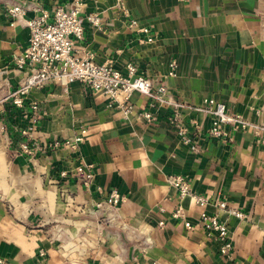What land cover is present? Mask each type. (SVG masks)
I'll use <instances>...</instances> for the list:
<instances>
[{
  "label": "crops",
  "instance_id": "obj_1",
  "mask_svg": "<svg viewBox=\"0 0 264 264\" xmlns=\"http://www.w3.org/2000/svg\"><path fill=\"white\" fill-rule=\"evenodd\" d=\"M67 1L0 0L1 264H264V145L250 127L226 126L231 141L210 137L212 118L202 108L212 99L249 124L264 123V0H84L81 16L98 14L101 28L85 21L76 49L98 65L125 73L132 64L139 76L163 83L183 104L195 148L181 142L166 104L151 109L156 120L148 123L140 113L152 100L144 94L128 101L119 94L112 104L80 82H52L25 98L45 112L30 146L70 140L82 130L86 137L77 150L30 156L20 151L29 122L5 97L32 71L12 58L27 45L25 21L38 15L34 7L50 12ZM19 2L30 9L11 25L6 7ZM130 20L154 41H141L145 35L130 30ZM81 164L93 173L89 186L72 175ZM172 175L184 176L209 203L181 197L167 182ZM110 190L124 202L97 212ZM215 201L248 219L229 216ZM177 208L193 225L201 212L217 214L228 226L232 262L201 228L188 230L172 218Z\"/></svg>",
  "mask_w": 264,
  "mask_h": 264
},
{
  "label": "built area",
  "instance_id": "obj_2",
  "mask_svg": "<svg viewBox=\"0 0 264 264\" xmlns=\"http://www.w3.org/2000/svg\"><path fill=\"white\" fill-rule=\"evenodd\" d=\"M83 5L84 0H68L63 5L55 6L50 12L41 6H36L33 10L38 15L25 21L30 32L28 42L25 48L12 58V61L17 68H28L32 71V74L5 97L12 106L21 111L22 118L27 119L29 122L26 128L21 129V135L26 139L22 140L20 151L31 156L38 151H47L49 148L56 149L61 146L77 150L79 144L85 140L86 131L82 130L79 136L70 140L55 141L43 147L36 144L30 146L32 130H34L40 115H44L45 112L39 113L36 102L26 106L25 98L31 89H40L52 82H57L62 86H67L72 82H80L92 92L108 97L112 104H118L117 96L119 94L123 96L124 101H128L134 92L144 94L152 102L149 105V110L140 113L141 117L146 122L153 123L156 117L151 109L155 108L157 103L166 104L171 109L169 122L176 128L181 142L186 145L194 144L189 129L182 120L181 110L183 104L170 99L167 87L163 83L139 76L136 67L132 64L126 66L125 73H121L106 64L98 65L92 57L76 49V43L83 40L85 21L91 28H101V20L98 14L89 13L84 17L81 16ZM29 9L30 5L26 2L7 6L6 16L11 20L10 24L12 25L16 19L22 18ZM127 26L130 30L145 35V38L141 41L148 43L154 41V37L149 33V30L139 27L135 20H130ZM171 67L172 71L169 75H173L175 63H172ZM119 106L123 107V104L120 103ZM202 106L212 118L209 129L210 137L231 141L232 137H229L225 129L226 126L232 131L244 130L250 127L256 136L255 142L264 145V123L249 124L241 116L229 113L224 104L217 103L212 99L204 100ZM130 109L131 107H126V111ZM191 148L195 147L192 145ZM67 175L66 172H60L61 177ZM72 175L78 177L84 186H89L93 180L90 167L82 164L73 170ZM167 182L179 192L181 197L191 198L198 206L204 207L209 203L206 196L197 195L191 191L190 184L184 176H169ZM124 200L125 198L116 190H110L104 205L96 204V210L99 212L104 211L106 208L107 211L116 209ZM215 203L218 209L226 212L229 216L241 220L248 219V216L242 212L227 208L224 201H215ZM171 216L174 219H182L188 230H193L195 227L201 228L207 237L216 243L219 255L223 259L232 262L233 245L229 237L228 226L219 219L217 214L201 212L195 225L184 220L181 208L174 210ZM159 226L162 227L163 222H160ZM1 263L2 261H0ZM233 264L238 263L233 262Z\"/></svg>",
  "mask_w": 264,
  "mask_h": 264
}]
</instances>
